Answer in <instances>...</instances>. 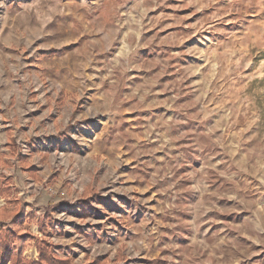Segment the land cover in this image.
<instances>
[{"label": "rangeland", "instance_id": "374dc122", "mask_svg": "<svg viewBox=\"0 0 264 264\" xmlns=\"http://www.w3.org/2000/svg\"><path fill=\"white\" fill-rule=\"evenodd\" d=\"M0 178L29 259L264 264V0H0Z\"/></svg>", "mask_w": 264, "mask_h": 264}, {"label": "trees", "instance_id": "16d2710c", "mask_svg": "<svg viewBox=\"0 0 264 264\" xmlns=\"http://www.w3.org/2000/svg\"><path fill=\"white\" fill-rule=\"evenodd\" d=\"M7 145L11 146L10 153L18 157L20 162L24 163L25 157L20 153L15 154V141L12 137L8 138ZM13 148V149H12ZM31 170L32 168L29 167ZM1 179V178H0ZM8 182V178L2 179ZM0 193H3V188H0ZM39 231H44L43 220H38ZM14 238V234L8 229H0V264H66L69 259L59 256L53 249V244L47 239H37L35 247L38 253L37 259L26 258L22 250H12L9 246L10 241ZM90 264H96L95 262Z\"/></svg>", "mask_w": 264, "mask_h": 264}, {"label": "crops", "instance_id": "0c3cea01", "mask_svg": "<svg viewBox=\"0 0 264 264\" xmlns=\"http://www.w3.org/2000/svg\"><path fill=\"white\" fill-rule=\"evenodd\" d=\"M114 222H118L117 220H113ZM83 223L80 224V231H83L84 227H83ZM122 228H124L123 225H121ZM113 229H116L115 225L111 224L110 226H106L105 224H97L94 227H90V228H86V231H97V235H101L103 234V231H113ZM101 231V232H100ZM108 234V233H107ZM13 249L17 250L19 249L21 245H18V242L15 240V242H13Z\"/></svg>", "mask_w": 264, "mask_h": 264}]
</instances>
